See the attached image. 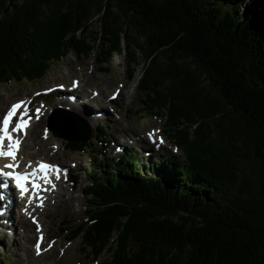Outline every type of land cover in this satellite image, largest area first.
<instances>
[{
    "label": "trees",
    "instance_id": "16d2710c",
    "mask_svg": "<svg viewBox=\"0 0 264 264\" xmlns=\"http://www.w3.org/2000/svg\"><path fill=\"white\" fill-rule=\"evenodd\" d=\"M95 48L104 72L113 52L127 81L141 68L143 111L184 160L142 170L125 149L99 161L84 219L63 217L57 233L80 239L90 262L109 251L105 264H264V0H0L1 85L39 82ZM104 130L99 147H63L99 157Z\"/></svg>",
    "mask_w": 264,
    "mask_h": 264
},
{
    "label": "rangeland",
    "instance_id": "374dc122",
    "mask_svg": "<svg viewBox=\"0 0 264 264\" xmlns=\"http://www.w3.org/2000/svg\"><path fill=\"white\" fill-rule=\"evenodd\" d=\"M90 30L99 32V24L94 21ZM88 33L87 31L85 35L84 33L77 35V39H87ZM88 38L90 41L89 45H91L92 39ZM101 56V51L97 48L94 49L88 58L75 56L71 51L59 63L51 65L45 77L39 82L31 84L26 82L10 83L7 85L0 84V117L12 102L25 98H33L36 92L58 84L71 86L70 80L72 78L80 80V84L75 91L76 96H85L88 99L92 90H96L99 93L98 97L91 102L88 101V103L91 104V108H102L105 110L101 112L99 119L90 121L89 117L84 114L83 109H77V100L73 104V109L67 107L65 99L63 97L59 98V96L54 97L51 95L34 101L37 107H41V104L44 103L47 109L46 117L39 118L36 116L34 127L29 131L28 136L24 140V149H22L21 157H23L25 162L29 158H34L32 161L39 158L57 163L63 167H74V170L71 173L70 184H64L60 191L53 192L48 197L45 207L41 211L33 213V217L37 218V221L42 223L44 230H46L48 243L45 244V247L48 252L41 256L35 254L34 249H32V243L34 242V238H36L34 237L35 232L32 233L31 242L27 245L25 238L19 236V234L23 233L20 228L15 229L14 232L8 229L6 225L10 224L11 217L15 219L18 216L16 212L18 208H14V216L10 212V217L4 220V223L2 217H0L2 220L0 221V264H90L84 258V253L81 251L80 239L68 242L64 235L57 233L63 217L76 224H79L84 219L83 210L86 202L82 197L81 191L88 182L87 169L97 165L101 160H105L107 163L112 162V160L116 161L120 157L123 148L135 150L134 146L143 148L137 155L138 165L142 170L141 164L148 163L157 164L155 170H161L158 166L159 159H161V162L174 158L179 162L184 160L182 152L176 149L165 133L164 136L168 140V144L158 154H154L152 157L145 156V152H150L152 148L145 135L146 132L151 129L163 131L164 120L158 117L154 118L149 113L143 111L149 101L146 94L140 92L138 89L141 68L139 66L136 67L134 79L127 81L125 79L128 69L127 63L123 60L120 61L119 56L113 52L107 64L109 71L104 72L102 71L103 66L100 64ZM116 59L117 61L119 60V63L123 62V65L115 67ZM120 86H123L124 89L120 92L119 99H116L114 102H108L107 97L109 94ZM58 107L67 109L69 112L82 117L87 123L92 124L93 132H91L92 136L89 141L91 145L98 146L94 141L97 126H105L104 141L107 143L102 146L103 155L97 157L96 153L95 157V149L88 152H70L63 147L62 140L55 138L51 131L46 139L47 136L44 134V128H47L52 111ZM91 108L84 107V110L88 109L91 111ZM131 142L132 144H129ZM168 164L166 163V166ZM157 174H153V177L157 176ZM29 222L30 220L27 218L26 223L31 224ZM31 225L33 228H36L35 225ZM54 239V249L53 251H49V244ZM15 240H18V242L15 243ZM26 247H28V251ZM27 257H29L28 260H26ZM109 259L110 252L106 251L93 264H105Z\"/></svg>",
    "mask_w": 264,
    "mask_h": 264
},
{
    "label": "snow or ice",
    "instance_id": "6c2138e0",
    "mask_svg": "<svg viewBox=\"0 0 264 264\" xmlns=\"http://www.w3.org/2000/svg\"><path fill=\"white\" fill-rule=\"evenodd\" d=\"M76 82H73L75 86ZM21 103H14L11 105V108L8 110L6 115H3L2 121H0V143H2L5 139L8 141V150H0V157H8L10 158L13 163L5 164L3 168L7 169H12V171H4L3 168H0V177H4L12 182H14V185L16 189L19 190V195L21 197H24L27 192H29V189L26 187V184L31 183V195L27 196V200L29 203H31L32 199L35 196L36 191L39 188V185L35 183L34 180H29V176H36L37 170H39L43 176L42 178L44 179L45 183H51L50 180H48L47 177V172L48 171H53L59 172L60 169L57 168L55 165H49L46 163H38L37 167L33 169L31 172H17L15 169L18 167V163L16 162L17 157H16V151L19 147L20 140L14 139L12 135L9 134L8 132V126L9 122L12 118V116L16 113V110L21 107ZM36 112H39L40 109H36ZM28 125V120L20 121V122H15V127L11 128L12 133H16L18 130L19 132L23 133L25 128ZM0 187H7V185L0 184ZM3 197L0 196V199ZM32 222L36 223L35 218H32ZM37 231L39 232V226L37 227ZM43 237L41 236L36 244L34 245L35 252L37 255H40L42 251H45V249H42L40 247V240H42ZM51 247V244H49V248Z\"/></svg>",
    "mask_w": 264,
    "mask_h": 264
},
{
    "label": "bare ground",
    "instance_id": "6f19581e",
    "mask_svg": "<svg viewBox=\"0 0 264 264\" xmlns=\"http://www.w3.org/2000/svg\"><path fill=\"white\" fill-rule=\"evenodd\" d=\"M112 93V92H111ZM111 95V94H110ZM68 96H70V95H67V97ZM75 97H77L76 95H75ZM75 99H74V101H73V103H75ZM65 105L67 106V107H69V108H72L73 109V104L72 103H69V102H66L65 101ZM83 111L85 112V111H87V110H84V108H83ZM88 114H91L90 112H88ZM99 118V117H98ZM89 120L90 121H95L96 119H95V117H93V118H91V117H89ZM86 124H87V126H88V128H89V131L90 132H93V129H92V124H90V123H87L86 122ZM31 130H32V127H31ZM29 134V133H28ZM22 149H24V145H22ZM22 149H21V152H22ZM21 152H20V156H19V158H17V162L19 163V164H21L22 166H26L27 164H28V167L29 166H32L33 164H34V162L32 161V160H34V158H29L28 160H27V162H25L24 160H23V158L21 157ZM29 157V156H28ZM176 158H177V156H176ZM36 160V159H35ZM38 160H41V159H37L36 160V164H37V161ZM53 193V191H51V190H48L45 194H44V196H48V195H51ZM41 194V193H40ZM22 200H25L26 201V203L23 205V206H21L19 209H18V216L17 217H15V219L13 218V217H11V221H10V224H7L6 226L8 227V229H10L12 232H14V230L15 229H17V228H20L22 231L21 232H23V233H21V234H19V236H21V237H24L25 238V240H26V244L27 245H29L30 244V242H31V238H32V233L34 232V228L32 227V225L31 224H27L26 223V218L28 217V215H31V217H33V215H32V212H31V210L34 208V207H37L38 206V202L36 201V200H34L33 202L31 201V203H29L28 202V200H27V197L26 198H22ZM31 206V207H30ZM30 207V208H29ZM4 208H6V207H4V203L3 202H0V217H2V220H3V223H4V220H6L7 218H9L10 217V212L13 214V210L12 209H14V208H18V205H17V203L14 205V207H12L8 212L4 209ZM39 208H42L43 209V206H39ZM42 209H40V210H42ZM21 211H22V213H21ZM37 211V210H36ZM13 216H14V214H13ZM35 218V217H34ZM1 219H0V221H2ZM30 223V222H29ZM38 223H40L39 221H38ZM10 232V231H9ZM44 232H46V230H44ZM39 234H41V235H43L44 237H46V235L42 232V231H40L39 232ZM16 242H18V240H15V243ZM27 248V251H28V247H26ZM28 258L29 257H27L26 258V260H28ZM30 260H31V258H30Z\"/></svg>",
    "mask_w": 264,
    "mask_h": 264
},
{
    "label": "water",
    "instance_id": "95a60500",
    "mask_svg": "<svg viewBox=\"0 0 264 264\" xmlns=\"http://www.w3.org/2000/svg\"><path fill=\"white\" fill-rule=\"evenodd\" d=\"M47 127L55 138L65 141L87 143L91 138L89 128L83 119L60 108L53 111Z\"/></svg>",
    "mask_w": 264,
    "mask_h": 264
}]
</instances>
